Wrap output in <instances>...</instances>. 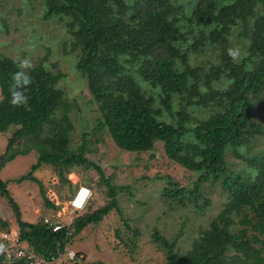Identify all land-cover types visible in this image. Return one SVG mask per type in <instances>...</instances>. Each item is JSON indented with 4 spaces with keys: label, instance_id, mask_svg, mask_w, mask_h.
Returning <instances> with one entry per match:
<instances>
[{
    "label": "trees",
    "instance_id": "1",
    "mask_svg": "<svg viewBox=\"0 0 264 264\" xmlns=\"http://www.w3.org/2000/svg\"><path fill=\"white\" fill-rule=\"evenodd\" d=\"M45 4L42 19L64 28L69 37L63 41L69 46L65 53L74 54V70L97 110L95 124L83 129L73 145L72 107L58 87L64 74L46 65L51 46L37 62L25 54L32 84L21 107L9 103L19 61L0 52V132L14 129L0 155V171L18 156L33 152L36 157L26 174L0 178V193L12 208L20 240L36 255L58 259L86 227L113 210L122 213L117 196L126 188L112 184L90 160L106 132L122 152H152L161 143L169 161L196 177L191 188L163 177L161 197L186 217L174 239L152 234L153 243L165 251L166 264H264V0ZM9 30L0 17V32ZM229 48L240 50L238 61L229 57ZM42 166L69 189L76 187L67 178L70 171H96L99 186L107 189L106 203L55 231L42 219L22 221L6 190L10 182L37 183L45 207L59 210L35 176ZM207 189L218 199L206 196ZM188 216L199 219L195 229L187 228ZM8 228L0 216V231ZM128 234L127 247L135 245L138 231ZM184 235L188 247L182 252L178 242ZM74 264L106 263L76 259Z\"/></svg>",
    "mask_w": 264,
    "mask_h": 264
},
{
    "label": "rangeland",
    "instance_id": "2",
    "mask_svg": "<svg viewBox=\"0 0 264 264\" xmlns=\"http://www.w3.org/2000/svg\"><path fill=\"white\" fill-rule=\"evenodd\" d=\"M45 10V0H0V17L6 19L10 27L9 34L0 32V52L18 61L26 59V54L37 62L48 54L47 47L51 46L53 53L48 57L46 65L53 73L60 71L64 74L58 87L64 91L65 100H68L72 107L71 139L75 145L80 140L83 129L88 130L95 124L97 108L91 102L86 82L74 70V54L65 53L68 52L69 46L64 47L63 41L69 37L59 23L42 19ZM11 129L0 132V155L5 152L8 137L14 130ZM103 136V140L94 147L95 152L90 156V160L102 169L104 176L109 178L112 184L126 188L117 196L122 213L118 214L113 210L99 224L86 227L54 264H74L76 259L102 261L106 264H166L165 251L153 243L152 234L158 231L170 241L174 239L181 228L179 225L186 217L161 197L162 188L166 186L163 177H170L172 181L188 188H191L196 177L194 173L169 161L161 143H156L152 152L127 153L116 148L106 132ZM151 155H154V158L150 159ZM35 161L33 152L18 156L0 171V178L3 181L17 179L26 174ZM35 176L43 183L49 201L55 205L59 204V210L45 207L37 183L10 182L6 190L18 204L24 222L36 223L42 218L56 214V217H59V220H56L65 226L76 216L100 208L108 199L105 186H99L100 175L92 169L76 168L67 174L69 181L76 186L74 189H69L67 183H59L58 177L50 167L42 166L35 172ZM82 186L85 189H82ZM80 190H85V193H81V205L74 203L80 207L75 209L76 206L71 207L70 201L75 200ZM204 194L213 201L218 199L216 194H211L210 189ZM0 216L9 222L8 230L15 228L18 232L12 208L1 193ZM188 219L187 228L195 229L199 219L189 216ZM131 229L138 231V237L135 245L129 243L127 247L126 239L131 236L128 234ZM187 247L184 235L178 242V248L184 252ZM69 253L75 255L74 261H70Z\"/></svg>",
    "mask_w": 264,
    "mask_h": 264
},
{
    "label": "built area",
    "instance_id": "3",
    "mask_svg": "<svg viewBox=\"0 0 264 264\" xmlns=\"http://www.w3.org/2000/svg\"><path fill=\"white\" fill-rule=\"evenodd\" d=\"M81 188L85 189L83 187ZM74 201H70L71 207L76 206L74 205ZM79 208L80 207L76 206L75 209ZM77 211L78 210L75 212ZM56 219L59 220V217H56V214H52L50 217L43 218V223L48 226L52 225L55 231L63 226ZM68 255L70 260L75 258V255L72 253ZM56 261L57 259L55 258H50L48 260L42 256L36 255L26 243L20 240L19 234L16 232L15 228L0 231V264H54Z\"/></svg>",
    "mask_w": 264,
    "mask_h": 264
},
{
    "label": "clouds",
    "instance_id": "4",
    "mask_svg": "<svg viewBox=\"0 0 264 264\" xmlns=\"http://www.w3.org/2000/svg\"><path fill=\"white\" fill-rule=\"evenodd\" d=\"M228 55L234 61H238L241 58L240 50L237 48H229ZM17 67L20 70L12 74L11 76L12 83L9 87V95H10L9 103L13 107H21L27 104L29 99V96L27 95V91L32 84V78L26 71L27 69L32 67L31 62L27 59L20 60L17 64ZM0 99H2V96H0Z\"/></svg>",
    "mask_w": 264,
    "mask_h": 264
},
{
    "label": "bare ground",
    "instance_id": "5",
    "mask_svg": "<svg viewBox=\"0 0 264 264\" xmlns=\"http://www.w3.org/2000/svg\"><path fill=\"white\" fill-rule=\"evenodd\" d=\"M81 191V190H80ZM79 191V193H77V195H76V198H75V200H77L76 202H74V203H76L78 206L79 205H81V202H82V199H81V193L83 192V193H85V190H82L81 192ZM80 200V201H79ZM74 201V200H73Z\"/></svg>",
    "mask_w": 264,
    "mask_h": 264
}]
</instances>
